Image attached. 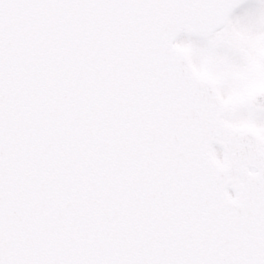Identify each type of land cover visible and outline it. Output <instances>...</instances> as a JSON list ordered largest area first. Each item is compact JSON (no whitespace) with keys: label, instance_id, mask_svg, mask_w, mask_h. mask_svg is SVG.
I'll return each mask as SVG.
<instances>
[{"label":"snow or ice","instance_id":"snow-or-ice-1","mask_svg":"<svg viewBox=\"0 0 264 264\" xmlns=\"http://www.w3.org/2000/svg\"><path fill=\"white\" fill-rule=\"evenodd\" d=\"M0 264H264V0H0Z\"/></svg>","mask_w":264,"mask_h":264}]
</instances>
